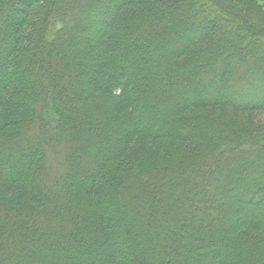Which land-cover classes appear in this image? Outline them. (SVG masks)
I'll list each match as a JSON object with an SVG mask.
<instances>
[{
  "label": "trees",
  "instance_id": "obj_1",
  "mask_svg": "<svg viewBox=\"0 0 264 264\" xmlns=\"http://www.w3.org/2000/svg\"><path fill=\"white\" fill-rule=\"evenodd\" d=\"M261 157L255 0H0V264H264Z\"/></svg>",
  "mask_w": 264,
  "mask_h": 264
},
{
  "label": "rangeland",
  "instance_id": "obj_2",
  "mask_svg": "<svg viewBox=\"0 0 264 264\" xmlns=\"http://www.w3.org/2000/svg\"><path fill=\"white\" fill-rule=\"evenodd\" d=\"M255 2H256V5L261 9V11H263L264 12V0H255ZM179 3V2H178ZM178 3H177V5H178ZM183 5H184V3H183ZM109 17V16H108ZM4 23H8L6 20H4ZM100 23V27L102 26V24L104 23V20H102L101 22H99ZM90 28H92V26L91 25H88ZM88 31H90V30H88ZM82 34V33H81ZM97 36H100V34H96V35H94L93 34V38H95V37H97ZM82 41H86V42H91V41H93L92 40V37H88V36H83L82 37ZM214 51L215 50H213V52L212 53H214ZM199 58V57H198ZM204 58V57H203ZM85 67L88 69V71H93V70H95V67H92V69H91V63H87V64H85ZM97 69V68H96ZM179 71H181V70H179ZM176 72H178V71H176ZM181 74H182V72H180ZM120 78H124V77H120ZM53 90H54V87H53ZM59 91V90H58ZM55 93V92H54ZM56 94V93H55ZM59 94L61 95V94H63V92H62V90L60 89V92H59ZM57 97V96H56ZM59 98V100H62L63 101V98L62 97H58ZM52 102H53V100H51V104H52ZM52 106H53V109H56V105H53L52 104ZM261 159H262V161H264V157H261ZM263 172V171H262Z\"/></svg>",
  "mask_w": 264,
  "mask_h": 264
}]
</instances>
